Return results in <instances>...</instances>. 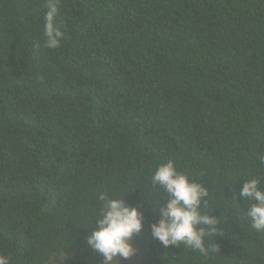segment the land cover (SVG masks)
<instances>
[{"label":"trees","instance_id":"obj_1","mask_svg":"<svg viewBox=\"0 0 264 264\" xmlns=\"http://www.w3.org/2000/svg\"><path fill=\"white\" fill-rule=\"evenodd\" d=\"M0 0V254L92 264L99 194L142 205L139 264H264L244 181L264 188V0ZM208 189L202 255L153 240L161 162Z\"/></svg>","mask_w":264,"mask_h":264},{"label":"clouds","instance_id":"obj_2","mask_svg":"<svg viewBox=\"0 0 264 264\" xmlns=\"http://www.w3.org/2000/svg\"><path fill=\"white\" fill-rule=\"evenodd\" d=\"M58 5L59 0H48L44 24L45 47L48 49L59 48L64 35L56 23ZM151 181L168 194L159 210L154 208L160 219L151 225L152 239L165 248L183 244L207 255L206 239L215 233L219 223L216 217L201 211L202 203L205 207L208 204V189L180 172L173 160L161 162ZM260 183L258 179L244 181L240 192L250 203L246 214L256 231H264V188ZM98 199L103 201V206L87 243L102 255L101 264H121V258L131 259L138 252L133 240L144 228L142 205L131 206L125 197H110L106 193L99 194ZM0 264H10L9 256L0 254Z\"/></svg>","mask_w":264,"mask_h":264},{"label":"rangeland","instance_id":"obj_3","mask_svg":"<svg viewBox=\"0 0 264 264\" xmlns=\"http://www.w3.org/2000/svg\"><path fill=\"white\" fill-rule=\"evenodd\" d=\"M139 255H140V251L138 249L137 254L135 256H133L131 259H123V258H121V264H139V260H140ZM85 259L89 260L92 264H101V262L103 260V257H102V255L100 253L94 251L90 247L88 249L87 253H86Z\"/></svg>","mask_w":264,"mask_h":264}]
</instances>
